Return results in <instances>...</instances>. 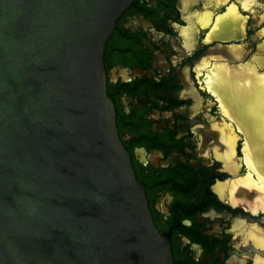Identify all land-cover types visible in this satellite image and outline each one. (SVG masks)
I'll return each mask as SVG.
<instances>
[{
	"label": "flooded vegetation",
	"instance_id": "af4514ba",
	"mask_svg": "<svg viewBox=\"0 0 264 264\" xmlns=\"http://www.w3.org/2000/svg\"><path fill=\"white\" fill-rule=\"evenodd\" d=\"M102 63L119 139L173 264H264V165L229 104L245 110L254 93L263 108L264 93L248 88L264 84V0H133Z\"/></svg>",
	"mask_w": 264,
	"mask_h": 264
},
{
	"label": "water",
	"instance_id": "95a60500",
	"mask_svg": "<svg viewBox=\"0 0 264 264\" xmlns=\"http://www.w3.org/2000/svg\"><path fill=\"white\" fill-rule=\"evenodd\" d=\"M132 1L0 0V264H173L105 93Z\"/></svg>",
	"mask_w": 264,
	"mask_h": 264
},
{
	"label": "bare ground",
	"instance_id": "6f19581e",
	"mask_svg": "<svg viewBox=\"0 0 264 264\" xmlns=\"http://www.w3.org/2000/svg\"><path fill=\"white\" fill-rule=\"evenodd\" d=\"M263 85H257L256 87L252 85V86H249L248 89L256 92L258 89H261ZM252 94L254 95V93H252ZM253 95H252V97H249L248 99L245 98V100L243 101V102L247 103L246 107L244 108L245 110H243L241 107H239V105H236L234 102L229 101V104H233V106H235L233 109V110H235L234 112H236L238 114L241 113L242 117L244 118V122L246 123V126H247L246 129H248V133H247L246 137H247V142L250 145L249 150L253 153V155H251V156L258 157V159H260L264 165V161H263V159H264V148H262V145L264 144V140L261 139V137H260V131L256 127H254V125L258 124L257 123L258 122V116H256V115L254 116L253 113H256V111L258 110V107L256 109L254 108V102H253L254 96ZM230 97L233 98L232 96H230ZM247 109L250 110V112L253 115L249 114L250 112L247 111ZM262 110H264V107L262 108ZM249 137L251 139H249Z\"/></svg>",
	"mask_w": 264,
	"mask_h": 264
},
{
	"label": "rangeland",
	"instance_id": "374dc122",
	"mask_svg": "<svg viewBox=\"0 0 264 264\" xmlns=\"http://www.w3.org/2000/svg\"><path fill=\"white\" fill-rule=\"evenodd\" d=\"M219 84V83H218ZM249 86H250V84H249ZM232 88V87H231ZM234 89H235V87H234ZM251 92H255V91H253V90H250ZM258 91L259 92H262V93H264V85L262 86V88L261 89H258ZM233 97V96H232ZM250 102V101H249ZM263 107H264V102L263 101H261V103H260ZM262 109V108H261ZM247 111H249L250 112V110H248L247 109ZM249 114H251V115H253L254 114V116L256 115V116H258V121H259V123L260 124H258V125H264V110H262L261 112H260V110H258V111H256V113H249Z\"/></svg>",
	"mask_w": 264,
	"mask_h": 264
}]
</instances>
